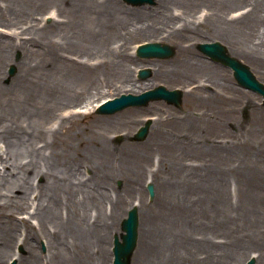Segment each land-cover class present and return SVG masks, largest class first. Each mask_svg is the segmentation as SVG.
<instances>
[{"label": "bare ground", "instance_id": "obj_1", "mask_svg": "<svg viewBox=\"0 0 264 264\" xmlns=\"http://www.w3.org/2000/svg\"><path fill=\"white\" fill-rule=\"evenodd\" d=\"M3 1L0 25L14 32L5 38L0 30V261L20 238L21 244L29 248L30 254L25 260L30 264H39L35 257L41 239L48 253L47 261H41V264H105L108 244L119 221L117 198L113 200L111 196L108 179L111 181L115 171L121 173L120 165L132 171L138 179L146 171L150 153L136 148L134 156L129 159L131 161L122 164L121 160L110 155L104 142V132H101V148L92 152L88 161H76L77 158L74 160L69 155L70 138H61L60 135L64 124L75 116H81L72 108L100 96L102 87L110 82L127 83L132 88L136 86L137 82L129 75L125 46L121 44L115 51L105 48L104 44L95 47L89 53L92 58L88 62L80 57L51 63L54 74H42L40 78L29 74L32 66L24 54L25 61L19 64L22 70L5 86L1 83V69L10 63V49L27 48V41H16L18 35L15 31L20 29L33 37H41V30L33 24L26 27L24 22L28 17L34 18L35 14L43 12L46 6L53 10L52 29H61L64 25L68 31L73 26V32L78 34L103 30L108 34L109 28L114 27L112 20H115L119 29L125 27L126 30L149 35H158L164 30L166 39H183L196 34L199 26L210 24L215 30L230 31L225 39L230 55L251 59L264 75V64L258 62L264 56V0H242L247 1L250 9L233 21L222 16L221 10H214L216 0H201L213 7V11L201 21L193 11L199 1L158 0L154 12L169 2L178 5L179 12H171L172 9L158 12L161 20L154 19L158 23H154L156 26L141 22L150 11L127 9L118 0H0ZM60 17L65 19L62 25L55 23ZM174 19L178 22L172 23ZM60 38L71 45L67 35L62 34ZM30 39L35 42L34 38ZM176 47L175 62L166 66L157 64L156 76L165 68L168 70L164 79L171 80V77L181 76L182 67L186 71L193 69L191 47L181 43ZM46 54V60H53L57 51L52 56ZM105 67L112 71L109 76L99 74ZM214 96L218 94L209 92L208 97ZM100 101L95 102L91 109H95ZM69 107H72L71 111L65 115L63 108ZM135 113L132 110L126 114L130 118ZM152 120L149 121V129L162 122L157 119L153 124ZM109 124H105L104 130ZM219 160L213 174L217 188L210 192L215 196L214 220L207 217L203 221L195 216L193 210L185 211L175 203L148 213L141 211L142 206L139 209L136 203L133 204L139 213V223L130 264H243L251 256L250 251L257 253L253 264H264L262 181L259 176H242L247 181L240 176L235 177L237 194L234 193L235 198L232 199L223 186L227 171L235 170L229 165V158L221 157ZM89 162L94 163L93 166L100 164L103 176L99 181H95L93 176L83 179L82 169H87L88 165L91 167ZM36 177L42 183H35ZM162 193L164 196L171 194L168 191ZM234 194L232 192V196ZM29 207H33L31 215L18 219L17 212L22 213ZM18 224H22L21 229ZM213 229L223 232L217 234L219 231ZM218 237L222 238L221 242L216 241ZM245 250L247 257L242 258Z\"/></svg>", "mask_w": 264, "mask_h": 264}, {"label": "rangeland", "instance_id": "obj_2", "mask_svg": "<svg viewBox=\"0 0 264 264\" xmlns=\"http://www.w3.org/2000/svg\"><path fill=\"white\" fill-rule=\"evenodd\" d=\"M118 1L127 9L150 11L149 15L141 19L144 24H158L154 19L160 21L161 17L158 16V12L166 11V9H172L171 12H179L177 9L179 6L171 2L166 7L154 12L158 0H154L152 4L140 6L128 5L123 0ZM192 1L200 2L193 10L200 21L206 14L213 11V7L204 1ZM3 3L4 1L0 2V5L3 6ZM18 9L25 11L20 7ZM217 9L221 10L222 16L233 21L245 14L250 7L247 1L216 0L214 10ZM52 14L53 10L46 6L43 12L35 14L34 18L28 17L26 23L24 22L26 27L33 24L35 28L41 30V37L39 38L29 35L27 31L20 29L15 31L18 35L16 41H27V48L10 49V63L6 66L4 64L1 69L3 74L1 83L3 85H9L19 75L22 70L19 64L21 61H25L23 59L24 54L32 66V71H29V74L40 78L43 76L42 74L46 76L54 74L55 69L51 63L56 62L58 64L65 59L73 61V59L80 57L85 58L88 62L92 58L89 53L102 44L105 48L113 49V51L117 50L121 44L125 46L126 55L129 57V75L131 80L137 82L133 88L127 83L110 82L109 85L101 88L103 93L101 90L100 96L87 99L83 103L75 105L74 108H63L65 115L71 111L70 108L75 113L81 114V116H75L64 124L63 132L60 135L61 138L64 136L70 138L71 151L69 155L72 159L88 161L92 152H97L96 150L101 148L99 140V133L101 132H104V142L110 155L121 160L122 164L126 165L131 161L129 159L134 156L136 148L150 153L146 160V171L138 179L132 171H127L126 167L121 165V173L115 171L111 181L108 179L111 196L113 200L115 197L117 198L119 221L115 226L116 231L112 233L110 244H108L105 264L112 262L113 238L117 236L120 240L121 221L126 217L127 211L134 203L138 205L137 208L139 209L142 206L141 211L146 213L175 203L185 211L191 212L193 210L195 216L203 221L207 217L214 220L213 214L216 211V203L215 196H211L210 192L217 188L213 174L217 171V164L221 157L229 158V165L236 171H227L225 174L227 179L223 186L227 193L229 191L232 199L235 198L234 193L237 194V189L234 186L236 180L234 179L238 176L241 178H244L242 176L250 178L259 176L262 181V197L264 199V130H261L264 129L263 98L257 92L238 86L229 68L210 60L197 48L198 44L206 42H219L226 47L225 39L230 33L229 30H215L209 24L199 26V31L191 37L166 39L164 38V30L158 35L141 34V32H134L130 29L126 30L125 27L119 29L115 24L116 21L112 20L114 27L113 29L109 28L108 34L105 33V30L90 33L80 32L78 34L73 32V26H70L68 31L64 29V25L61 29L59 27L52 29L54 24ZM62 18H58L59 21L55 23L62 25L65 21ZM173 22L178 21L174 19ZM0 30L1 33L5 34V38L14 32L13 29L1 25ZM62 34L68 36L69 39L67 40H70V46L67 41L64 42V39L60 38ZM30 38H34L35 42L31 41ZM144 42L166 43L174 48L175 53L167 58H140L135 54V47ZM179 43L191 47L190 53L195 64L193 69L186 71L182 67L180 77H171V80H168L164 79V73L168 69L161 67L162 74L156 76L154 72H158L157 64L166 66L175 62V57L178 54L176 46ZM68 48L70 49L68 50ZM56 51L57 54L53 60L45 59L46 53H50L52 56ZM58 54L59 58L57 59ZM235 58L246 64L255 78L264 84V75L251 59L243 56H236ZM258 62L264 64V56ZM11 65L14 66L12 75L8 72ZM106 68L101 69L99 74L109 76L112 71L111 69L106 70ZM141 68L150 69L146 78L138 77V70ZM157 86H163L167 90L181 89L183 94H181L180 106L175 107L163 100H158L151 101L146 106L126 107L110 115L97 114L95 109H91V106L99 99L119 96L122 93L135 94L138 92L139 94ZM130 88L132 90H129ZM209 92H215L218 96L208 97ZM132 110H135L136 113L131 114L132 117L128 118L126 113ZM147 118H152L153 124L157 119H161L162 122L158 127H155L157 124L151 126L145 138L134 140L135 132ZM106 123L110 124L104 130ZM147 146L149 148H146ZM91 162H89L91 167L88 165L87 169L81 168L82 174H84L83 179L93 176L95 181H99L103 176L102 168L100 164L93 166L94 163ZM106 169L108 170V167ZM244 179L246 180V178ZM34 182L42 183V180L36 177ZM147 185H152L153 188L151 200L147 193ZM163 191L170 192V196H164ZM232 192L234 196H232ZM34 195L32 194V196ZM184 197L187 198L186 201ZM108 207L109 205H107V210ZM32 211L33 207H29L24 209L22 213L17 212L16 216L18 219L28 218ZM18 228L21 229L22 224H18ZM212 231L219 230L213 229ZM222 232L219 231L217 234H222ZM216 241L221 242L222 238L218 237ZM37 246L35 260L41 264V261L43 263L48 259L47 247L42 239L38 241ZM250 252H252L251 256L243 264H247L257 254L253 251ZM243 253L245 256L242 258L247 257V251L245 250ZM29 254V248L24 243L21 244L19 238L13 248H10L8 255L0 261V264H11L13 261L15 264H30L28 260H25Z\"/></svg>", "mask_w": 264, "mask_h": 264}, {"label": "water", "instance_id": "obj_3", "mask_svg": "<svg viewBox=\"0 0 264 264\" xmlns=\"http://www.w3.org/2000/svg\"><path fill=\"white\" fill-rule=\"evenodd\" d=\"M132 5H142L145 3L152 4L153 0H124ZM198 49L208 55L211 59L221 62L227 67L233 70V75L238 84L253 90L264 97V86L259 83L249 68L244 64L237 61L235 58L229 56L224 46L218 42L198 44ZM173 49L166 44L148 43L140 46L137 49V54L140 57H158L167 58L173 55ZM10 74L14 72V68L10 67ZM149 74L148 69H142L139 72L140 77L146 78ZM165 100L168 104L179 106L181 104V92L178 90L168 91L163 86H158L152 90L144 92L138 96L122 95L119 98L108 100L101 105L97 113L99 114H112L119 111L129 105L141 106L146 105L151 100ZM149 122L145 126L141 127L135 134V140H141L145 138L147 134ZM149 194L152 196V186H148ZM121 229L125 232L121 235V242L117 238L114 239L113 264H130V256L135 247L137 238V213L133 208L128 212L127 218L123 219L121 223ZM252 264V262L250 263Z\"/></svg>", "mask_w": 264, "mask_h": 264}]
</instances>
